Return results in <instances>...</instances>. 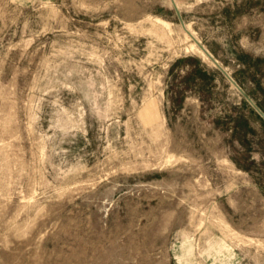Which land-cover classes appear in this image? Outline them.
I'll list each match as a JSON object with an SVG mask.
<instances>
[{"label": "rangeland", "instance_id": "rangeland-1", "mask_svg": "<svg viewBox=\"0 0 264 264\" xmlns=\"http://www.w3.org/2000/svg\"><path fill=\"white\" fill-rule=\"evenodd\" d=\"M0 264H264V0H0Z\"/></svg>", "mask_w": 264, "mask_h": 264}, {"label": "water", "instance_id": "water-1", "mask_svg": "<svg viewBox=\"0 0 264 264\" xmlns=\"http://www.w3.org/2000/svg\"><path fill=\"white\" fill-rule=\"evenodd\" d=\"M176 12H177V15L179 16V19H180V21H181V16L179 15V13H178V11L176 10ZM181 23H182V21H181ZM204 50V49H203ZM205 51V50H204ZM205 53L209 56V58L214 62V63H216L215 62V60H213L212 59V57L205 51ZM223 71V70H222ZM223 73L227 76V78L232 82V83H234L233 82V80L223 71Z\"/></svg>", "mask_w": 264, "mask_h": 264}, {"label": "crops", "instance_id": "crops-1", "mask_svg": "<svg viewBox=\"0 0 264 264\" xmlns=\"http://www.w3.org/2000/svg\"><path fill=\"white\" fill-rule=\"evenodd\" d=\"M175 12H176V9H175ZM176 14H177V12H176Z\"/></svg>", "mask_w": 264, "mask_h": 264}]
</instances>
